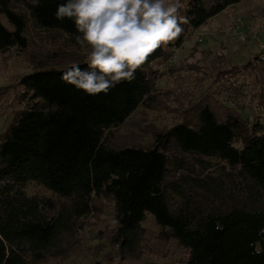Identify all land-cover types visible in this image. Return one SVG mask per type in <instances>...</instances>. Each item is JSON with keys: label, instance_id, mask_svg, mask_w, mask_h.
<instances>
[{"label": "trees", "instance_id": "1", "mask_svg": "<svg viewBox=\"0 0 264 264\" xmlns=\"http://www.w3.org/2000/svg\"><path fill=\"white\" fill-rule=\"evenodd\" d=\"M242 1L183 0L180 14L190 23L181 37L131 82L88 96L61 80L73 64L88 67L74 20L55 18L66 0H0V52L27 49L28 22L79 49L32 61L19 81L23 108L0 134V264L65 262L82 248L79 233L104 199L113 204L114 228L95 239L121 262L140 260L141 224L152 216L158 238L185 251L181 264H264V120L205 100L146 147L118 143L114 132L140 106L156 104L153 64L169 59L189 30ZM251 75L264 98V59ZM30 184L51 196L27 195Z\"/></svg>", "mask_w": 264, "mask_h": 264}, {"label": "rangeland", "instance_id": "2", "mask_svg": "<svg viewBox=\"0 0 264 264\" xmlns=\"http://www.w3.org/2000/svg\"><path fill=\"white\" fill-rule=\"evenodd\" d=\"M26 37V50L0 52V134L23 108L19 81L31 72L32 61H41L55 50L69 54L79 51L68 47L64 35L39 31L30 22ZM79 53L86 55V52ZM261 53H264V0H243L198 29L189 30L182 46L169 59L153 64L156 74L153 97L157 102L149 107L140 106L124 124L114 129L118 143L148 146L153 133L188 118L185 109L198 101L217 102L250 121L256 116L264 120L260 105L264 98H259L251 75L253 68L260 64L257 57ZM26 194L51 196L35 184L28 185ZM86 225L79 233L82 248L60 264H108L104 258L108 251L112 261L109 264H181L185 259V251L174 240L158 238L155 221L147 216L141 224L140 260L119 261L115 248L106 240L95 239L99 230L107 236L114 228V207L107 199L99 201Z\"/></svg>", "mask_w": 264, "mask_h": 264}, {"label": "clouds", "instance_id": "3", "mask_svg": "<svg viewBox=\"0 0 264 264\" xmlns=\"http://www.w3.org/2000/svg\"><path fill=\"white\" fill-rule=\"evenodd\" d=\"M34 6L40 0H32ZM183 0H66L57 20L73 19L88 67L73 64L61 80L88 96L107 94L135 73L158 49L178 40L182 25L190 23L180 12Z\"/></svg>", "mask_w": 264, "mask_h": 264}, {"label": "built area", "instance_id": "4", "mask_svg": "<svg viewBox=\"0 0 264 264\" xmlns=\"http://www.w3.org/2000/svg\"><path fill=\"white\" fill-rule=\"evenodd\" d=\"M264 59V53H261L258 57H257V61L263 60Z\"/></svg>", "mask_w": 264, "mask_h": 264}]
</instances>
